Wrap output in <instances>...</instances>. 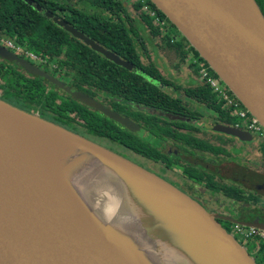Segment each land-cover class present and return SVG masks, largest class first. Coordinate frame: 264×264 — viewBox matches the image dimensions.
<instances>
[{"label":"water","instance_id":"1","mask_svg":"<svg viewBox=\"0 0 264 264\" xmlns=\"http://www.w3.org/2000/svg\"><path fill=\"white\" fill-rule=\"evenodd\" d=\"M24 1L41 11L33 0ZM149 1L264 130V16L256 2ZM42 12L108 61L135 70L133 64L63 19ZM0 58L16 60L24 70L42 76L2 46ZM70 94L109 119L132 127L85 95ZM5 113L19 129L2 120ZM215 130L251 139L233 128L215 126ZM49 140L68 154H50ZM83 158L99 165L103 188L91 189L99 184L84 171ZM253 186L264 196V184ZM107 194L115 199L112 215H127L131 222L126 224L137 235L127 231L126 224L117 225L114 217H103V210H110ZM226 221L264 231L256 221ZM140 234L154 245L152 250L139 245L136 250L133 237ZM147 253L155 254L159 264H257L214 214L173 185L92 141L0 100V264H134V254L145 257Z\"/></svg>","mask_w":264,"mask_h":264},{"label":"flooded vegetation","instance_id":"2","mask_svg":"<svg viewBox=\"0 0 264 264\" xmlns=\"http://www.w3.org/2000/svg\"><path fill=\"white\" fill-rule=\"evenodd\" d=\"M131 4L132 5L130 7L134 10L133 5L135 4ZM128 11L130 15L133 16L134 13L132 14L130 9H128ZM134 12L137 13L135 10ZM153 26L156 30L159 29V33L162 32L163 28L156 25ZM145 29L149 34V30L146 28V26L143 27V30ZM166 29V31H169V33L174 36V38L171 40V43H176L177 38L179 40L176 32L171 27H167ZM84 36L87 37L86 35ZM151 39H153V37H151ZM159 40L160 39L157 35L156 38H154V41L158 42ZM78 41L82 43L80 40ZM154 41L152 42L153 44ZM96 44L104 48L100 44ZM83 45L86 46L85 44ZM0 46L14 53V51L6 48L2 43ZM88 48L91 50L90 47ZM104 49L108 50L106 48ZM160 49L164 51L162 48ZM160 49L158 45H156V47L154 46V51L156 53H159V51H161ZM110 52L113 53L112 51ZM189 53L188 59H190V55H193L192 52ZM14 54L18 60H22L32 67L38 69L42 73V76L24 70V68L20 66L16 60L8 61L0 58V100L30 114H33L45 121L58 125L65 130L75 133L89 141H92L158 176L170 185H173L175 188L179 189L190 198L197 201L209 213L214 214L217 217V221L221 224V226H223V228H227L226 220H237L240 222L256 221L264 226V197L253 186L261 185V183L264 184V159L262 151L264 148V143L255 139L248 133L247 134L250 135L251 139L241 140L237 137L216 131L215 126L233 129L235 128L233 127L232 123H226L220 118L219 115H215L210 108L204 104L194 101L188 95L186 88L191 89L197 85L196 76L192 71L193 77L189 78V80H193V83L195 84H190L188 82L189 85H187L185 88L180 86V80L178 77L174 80H169V78L163 75L161 70H159V67V76L151 77L147 73H144L145 83L151 84L163 92V95L169 96L171 99H173L176 102V107L169 110L165 105H162V109L160 110L150 105L144 104L141 106V104L144 103L143 102L132 105L130 108L131 113L128 114L129 116H124L122 113L112 109L113 104L104 100V92L101 91V87L107 92L106 87L93 84L92 82L76 84V82L73 80L74 82L72 83L71 80L73 78L71 76L70 70L67 69L64 71H52L41 62L40 64L37 62L38 65L36 63L33 65L35 61H31L33 63L32 64L26 59L21 58L16 53ZM119 58L123 61H126L121 57ZM149 62H153L152 58H150L148 54H142V65L146 66V64ZM42 68H45L46 71H44ZM176 71L171 72V76H175L177 73ZM24 73L28 74L29 76H25ZM49 78L62 84L63 87L60 88L58 85L50 81ZM162 79H165L168 83H163ZM21 81V85H18V83ZM2 85L4 89L1 87ZM24 86L31 88L32 90L39 88L38 91L42 93L41 98L43 99L47 98L48 93H56V103H58V105L62 108H65V111L62 110L63 112L58 114L56 112H52L48 107L43 108V104L41 102L37 101L35 103L28 99L26 100L31 102L30 104L32 106H36L37 108H26L23 106L25 97L22 96V88H24ZM49 86L51 88L47 90L46 88ZM80 87H82V89ZM66 89L70 90V93H80L89 99L96 101L105 109H108L112 113L120 116L123 119H126L132 125V127H125L109 119L101 112L87 107L76 98L71 96V94L67 92ZM8 95L14 99H17L16 101H19L20 105L23 107L21 108L10 103L8 100ZM114 101L115 104L119 103L117 96H115ZM186 104H189L190 106L196 105L198 108L203 107L207 110V112H210L212 116L204 118L199 113L193 112V110H191ZM69 105L76 107L82 113V116L83 114L87 115L89 110L95 111L97 114H100L101 116H104L105 118L114 122L113 124L119 127L120 130H124L129 135L128 139L130 136H135L138 140L145 141L146 146L143 147L141 150L142 152H136L130 147L126 149L113 143L110 138L92 133L89 126L84 127L86 122L82 117L76 118L74 114H71L70 111H68L67 107ZM224 109L226 108L223 105V107L219 109V112L223 111ZM134 112H141L144 115L143 117H146L147 120H157L159 125L162 128L164 127L165 129L169 130L168 134L172 133V135L168 136L161 133L159 134V139L156 138L155 135L153 136V134H151L152 136L149 135L148 130L146 131L138 126V124L144 125V123L147 121L143 120V118L137 114L134 116ZM90 113L93 112L90 111ZM181 124L186 126H181ZM187 127L189 128L187 129ZM156 139L160 141L161 145L164 144V146L162 147L155 144L153 141ZM198 139H200V143L197 141ZM231 139L236 140L238 144L233 143ZM161 140L165 141L162 142ZM244 143H249L250 146L248 149L245 147L241 148V145ZM221 166L230 168L232 175L226 176L224 174H219L218 170ZM177 169H180V171H177ZM244 185H250V188ZM238 186L240 189L243 187L244 189L252 192L253 195H251V200L249 199L248 202H242L240 205L234 206V203L230 199H227L225 196V191H221L220 187L237 189ZM255 201H257V205L255 204ZM243 208H248L250 210L251 213L249 218L243 211Z\"/></svg>","mask_w":264,"mask_h":264},{"label":"trees","instance_id":"3","mask_svg":"<svg viewBox=\"0 0 264 264\" xmlns=\"http://www.w3.org/2000/svg\"><path fill=\"white\" fill-rule=\"evenodd\" d=\"M33 1L40 6L41 11H37L24 0H0V35L14 40L18 47H23L27 52L36 56H41L37 57L42 60V63L49 70H70L73 78L71 80L72 83L74 81L76 84L92 82L93 84L106 87L107 92L101 87V91L104 92V100L113 104L112 109L122 113L124 116H129L128 114L131 113L130 108L132 105L143 102L141 106L144 104L150 105L160 110L162 109V105H165L169 110L176 107V102L173 99L163 95V92L151 84L145 83L144 73H147L151 77L159 76V73L158 67H156L153 62H149L146 66H143L141 63V56L142 54H147V48L144 44V38L139 32L144 31L143 27L146 26L150 36L154 39L159 35L160 31L159 29L156 30L153 26V20L143 13L141 5H133L134 10L138 13V18H135L131 16L128 11L129 7L132 5L130 0ZM145 1L160 20L165 21L167 27H171L179 37L176 43H171L174 36L169 33L164 35L160 40V48L168 50L177 59L174 68L177 70L179 66L185 65V63L189 61L187 62V66L192 69L194 75L198 77V64L201 63L204 67L209 69V73L212 76L217 78L215 73L210 70L208 65L179 34L167 18L157 10L149 0ZM256 4L264 16V0H256ZM44 10L67 21L69 25L77 28V30L93 39L96 43L133 64L135 70L128 71L91 51L70 34L57 27L43 14L42 11ZM139 25L142 28H137ZM138 48L143 51V53H140ZM189 52L193 54L189 56L190 59H188ZM162 82L168 83L165 79H162ZM80 88L82 89V87ZM38 89L39 88L32 90L24 86V88H22V96L35 103L37 101L41 102L43 108L48 107L52 112L60 114V112L65 111V108H62L56 103V93H48L47 98L43 99L41 98L42 93L39 92ZM225 89L237 102L232 93L226 87ZM186 90L194 101L210 108L215 115H219L226 123H232L233 125L236 121L235 118L231 116V109L224 106L226 109L219 112V109H221L224 104L220 97L213 93L208 85L197 83L195 87L191 89L186 88ZM115 96H117L119 100L117 104L114 103ZM240 107L244 110L241 104ZM67 108L76 118L82 117L86 122L84 127L89 126L90 131L96 135L110 138L113 143L126 149L130 147L136 152H142L141 150L146 146L145 141H140L135 136H130L128 139L129 135L124 130H120L119 127L113 124L114 122L97 114L93 110H89L87 115L83 114L82 116V113L76 107L69 105ZM90 111L93 113H90ZM136 114L147 121L144 125L138 124V126L146 131L148 130L149 135L153 134L156 138H158L161 133L168 136L172 135V133L168 134L169 130L164 127L162 128L157 120H147L146 117H143L144 115L141 112H134V116ZM181 126L186 125L181 124ZM188 128L189 127H187V129ZM161 141L164 142L165 140ZM182 141L184 142L183 139ZM197 141L199 143L201 142L200 139ZM153 142L162 147L164 146V144L161 145L160 141L157 139ZM262 151L264 159V148ZM237 189L220 187V190L225 191V196L234 203V206L240 205L242 202H248L251 195H253L252 192L243 187L240 189L238 186ZM256 200L258 201L257 198ZM257 201H255L256 205ZM243 211L249 218L251 213L250 210L248 208H243ZM226 225L227 228L224 229L230 233L233 224L227 222ZM238 239L242 242H247L251 251L255 247V239L248 241H244L241 238ZM252 253L254 252L252 251ZM254 254H261V260L254 256L253 258L257 264H264V249L262 245Z\"/></svg>","mask_w":264,"mask_h":264},{"label":"built area","instance_id":"4","mask_svg":"<svg viewBox=\"0 0 264 264\" xmlns=\"http://www.w3.org/2000/svg\"><path fill=\"white\" fill-rule=\"evenodd\" d=\"M133 4H139L141 5V9L143 13L151 18L153 21V24L163 28L161 34L162 36L169 34V31H166V22L161 21L160 18L156 15L154 11L150 9V7L146 4L145 0H130ZM2 44L11 50L14 51V53L22 50L20 47H15L12 44V41L10 40H3L0 39ZM28 57L32 61L39 62L40 60L35 55L28 53ZM198 78L200 79V83L203 85H208L212 92L215 93L220 97L222 100L224 106L226 108L231 109L232 113L231 116L235 118V122L233 124V127L239 131L246 132L253 136L255 139L261 141L264 143V130L262 127L258 124L257 120H255L245 109L242 110L240 107V103L235 101L229 94L228 91H226L225 86L221 83V81L212 76L209 73V69L204 67L201 63L198 64ZM237 100V99H236ZM231 233L236 236V238H241L244 241H248L251 239H255L256 243L260 244L264 248V231L254 229V228H244L239 225H233L231 227Z\"/></svg>","mask_w":264,"mask_h":264},{"label":"rangeland","instance_id":"5","mask_svg":"<svg viewBox=\"0 0 264 264\" xmlns=\"http://www.w3.org/2000/svg\"><path fill=\"white\" fill-rule=\"evenodd\" d=\"M131 2V1H130ZM129 9H130V12L133 14V17H135V18H137V15H138V13H135L134 12V10L131 8V7H129ZM141 25V24H140ZM137 26V28H142L141 26ZM141 35H143L144 36V38H145V46H146V48H147V54L149 55V57L150 58H152V60H153V63L155 64V66L156 67H159L160 69L159 70H161V72L163 73V75H165L166 77H168L169 78V80H174L175 78H177L178 77V79L181 81H179V83H180V86H182V88H185V87H187V85H189V83L190 84H195V83H193V80H189V78H192L193 77V74H192V72H193V70L192 69H190L188 66H187V62H189V61H187L186 63H185V65H181V66H179V68H177V71H176V69L174 68V64H176L177 63V59L175 58V56L172 54V53H170L168 50H166V51H159V53H156L155 51H154V46L156 47V45H158L159 43L157 42V44H155L156 42L154 41V39H151V36L148 34V31L145 29L144 31H141V32H139ZM0 39H3V40H10V41H12V44L15 46V47H17L18 48V46L16 45V43H15V41L14 40H12V39H10V38H7V37H5V36H2V35H0ZM178 39V38H177ZM154 41V44L152 43ZM2 42L0 41V44H1ZM21 51H20V53H16L17 55H19L21 58H24V59H26L27 61H29L30 63H32L31 61V59L28 57V54L26 53L27 52V50L26 49H24L23 47H21ZM139 49V48H138ZM11 51H13V50H11ZM139 52L140 53H143V51H141L140 49H139ZM158 52V51H157ZM28 53H30V52H28ZM168 53H169V55H168ZM32 54V53H31ZM161 54H163V55H161ZM34 55V54H33ZM36 56V55H35ZM37 56H39V55H37ZM36 56V57H37ZM39 57H41V56H39ZM38 57V59L40 60L39 61V64H40V62L42 63V60L40 59ZM164 57V58H163ZM186 60H188V59H186ZM35 63L38 65V63H37V61H35L34 62V64L33 65H35ZM9 64V63H8ZM7 64V65H8ZM12 65H14V64H12ZM120 67V66H119ZM16 70H18L17 68H15ZM44 71H46V69L45 68H42ZM172 70V71H171ZM128 71H130V70H128ZM173 71H176L177 73H176V75L175 76H171V72H173ZM192 71V72H191ZM22 73V72H21ZM24 75L25 76H29L28 74H26V73H24ZM178 81V80H177ZM189 82V83H188ZM21 83H22V81L21 82H19L18 83V85H21ZM5 84H6V82H5ZM2 88H3V85L1 86ZM51 87L49 86V87H47L46 89L48 90V89H50ZM4 89V88H3ZM181 93H182V90H181ZM61 94V93H60ZM0 97H1V94H0ZM8 100L10 101V103H12V104H14V105H16V106H18V107H23V106H25L26 108L28 107L29 109H32V108H37L36 106H32L30 103L31 102H29V101H27L26 100V98H24V104H23V106L22 105H20V103H19V101L17 102L16 100L17 99H14V98H12L10 95H8ZM29 100V99H28ZM186 105H188L189 106V108L191 109V110H193V112H195V113H199L200 115H202L204 118H207L208 116H212V114L210 113V112H207V110L206 109H204L203 107L202 108H198V106H190L189 104H186ZM192 107V108H191ZM207 115V116H206ZM231 141H233V143H235V144H238V142L236 141V140H233V139H231ZM250 145H249V143H244L243 145H241V148H243V147H245L246 149H248V147H249ZM246 152V151H245ZM217 166H219V165H217ZM177 171H180V169H177ZM218 173L219 174H224V175H226V176H231L232 175V171L230 170V168H228V167H226V166H221L220 168H219V170H218ZM217 173V174H218ZM244 186H246V187H248V188H250L249 186L250 185H244ZM100 193H106V192H104L103 190H101V192ZM264 197V196H263ZM264 200V199H263ZM111 202H113V201H111ZM115 202V201H114ZM113 205H110V208L112 207ZM109 213H111V212H109ZM115 217H117L116 215H115ZM237 240L239 241V243H241L245 248H247V250L249 251V253L252 255V257L254 256V257H256L257 259H259V260H261V254H254L255 252H257L259 249H260V244H258V243H254L255 244V247L252 249V251L254 252V253H252V251H251V248H250V246H249V244L247 243V242H242V241H240L238 238H237ZM264 249V248H263ZM264 256V255H263ZM258 260V261H259ZM160 263V262H159ZM158 264V263H157Z\"/></svg>","mask_w":264,"mask_h":264},{"label":"bare ground","instance_id":"6","mask_svg":"<svg viewBox=\"0 0 264 264\" xmlns=\"http://www.w3.org/2000/svg\"><path fill=\"white\" fill-rule=\"evenodd\" d=\"M7 115L8 114H6V113L3 114L2 115V120L3 121H9L11 126H13L16 129H19L18 128L19 124L18 123L14 124L13 121H11V120H9L7 118ZM36 134L40 135L38 133H36ZM49 148H50L49 153L52 154V155L61 156L62 154H68V151L64 150L60 144H58V143H56L55 141H52V140H49ZM82 160L84 162V165H83L84 171H86L88 174H90L93 177V180L97 184H99V185H92L91 189L92 190H99V189L103 188L102 185H104V184L100 181L101 174H100V171H99V165L97 163L93 162L92 160H89V159H86V158H83ZM106 196L109 197L110 202L113 201V202H111L110 205H115V202H114L115 199H113L112 195L111 194H109V195L107 194ZM77 211L81 215H84L83 211H80V210H77ZM113 211H114V207L112 206L110 208V210H108V211L103 210L102 215L106 219H110V218L114 217V222L117 225H119L121 228L127 222H131V219L127 215H125V218H121L118 215H116L117 217L113 216L112 215ZM109 212H111V213H109ZM124 228L127 231L133 233V235H137L135 230H134V228H133V226L131 224H126L124 226ZM133 239L135 240V243L137 245L136 246V250L139 248L138 245L141 246V247L142 246L146 247L147 250H150V249L152 250V247L154 246L152 243H149V242L145 241L141 234L138 235L137 237L134 236ZM133 259L135 260L134 264H157V263L159 264V259H158V257L155 254L151 255V254L147 253V255L145 257L138 256V254H134L133 255Z\"/></svg>","mask_w":264,"mask_h":264},{"label":"crops","instance_id":"7","mask_svg":"<svg viewBox=\"0 0 264 264\" xmlns=\"http://www.w3.org/2000/svg\"><path fill=\"white\" fill-rule=\"evenodd\" d=\"M142 25V24H141ZM160 34L161 33H159V35H158V37H159V39L161 40L162 39V34H161V37H160ZM160 40L158 41V43H160ZM156 42V41H155ZM156 44H157V42H156ZM158 46H159V49H160V44H158ZM161 50V49H160ZM162 51V50H161ZM164 51H166V50H164ZM163 52V51H162ZM196 83H199V84H201L200 83V79L198 78V77H196Z\"/></svg>","mask_w":264,"mask_h":264}]
</instances>
